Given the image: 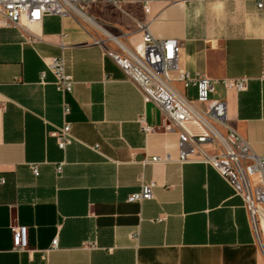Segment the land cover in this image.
<instances>
[{
	"label": "crops",
	"instance_id": "crops-1",
	"mask_svg": "<svg viewBox=\"0 0 264 264\" xmlns=\"http://www.w3.org/2000/svg\"><path fill=\"white\" fill-rule=\"evenodd\" d=\"M123 9L100 2L86 13L132 48L142 43L138 22L156 39H178L179 67L191 74L247 79L240 92L216 84L212 97L264 156V8L174 0L147 14L137 3ZM96 35L75 16L46 15L28 33L0 27V264H264L242 198L211 166L175 160L180 131L166 128ZM61 55L67 93L44 63ZM65 122L74 141L60 150L53 132ZM166 154L172 160L143 163ZM151 181L152 198L127 200ZM17 225L23 251L12 242Z\"/></svg>",
	"mask_w": 264,
	"mask_h": 264
},
{
	"label": "built area",
	"instance_id": "built-area-1",
	"mask_svg": "<svg viewBox=\"0 0 264 264\" xmlns=\"http://www.w3.org/2000/svg\"><path fill=\"white\" fill-rule=\"evenodd\" d=\"M155 1L174 0H0V27H14L28 33L29 29L24 21L39 22L46 15L80 17V13L86 14L87 6L100 2L110 3L124 13V3H137L147 14L150 5ZM253 1L257 8H264V0ZM87 23L86 25L89 24ZM138 25L144 32L142 43L137 48L130 47L103 25L104 31L98 30L100 34L94 36L93 41L104 47L113 62L136 85L144 102H151L160 110L167 123L166 128H176L180 131L175 160L178 163L199 162L211 166L242 198L258 245L264 252V156L256 155L247 140L229 126L226 101L212 97L216 84H221L225 92H240L247 88V79L216 80L205 74H191L179 67L181 41L173 38L156 39L144 23L138 22ZM33 40L31 37L30 41ZM44 63L53 74L57 89L63 93L70 92L73 79L65 71L63 56L48 57L44 59ZM44 75L45 71H42L41 80ZM261 79L264 81V77ZM177 83H180L183 89L193 88L194 95H187L179 89ZM68 111L69 107L64 103V114ZM142 130L149 132L152 127L142 126ZM53 136L60 150H64L74 141L69 122L58 127ZM170 160L171 156L166 154L145 158L143 163ZM31 168L37 173L35 165H31ZM60 168L59 164L57 169ZM3 182L4 178L1 177L0 183ZM155 186L153 181L142 183L140 189L130 194L127 200L150 199ZM12 230L14 248L18 251L25 250V227L17 225ZM56 246L55 238L51 247Z\"/></svg>",
	"mask_w": 264,
	"mask_h": 264
},
{
	"label": "bare ground",
	"instance_id": "bare-ground-1",
	"mask_svg": "<svg viewBox=\"0 0 264 264\" xmlns=\"http://www.w3.org/2000/svg\"><path fill=\"white\" fill-rule=\"evenodd\" d=\"M80 17H82V19H84L86 22L90 23V25H92L94 28H96L99 31H104V29L97 23L93 22L92 20H90L86 14L84 13H80ZM24 24L28 27V29L33 28L36 24L37 21H24Z\"/></svg>",
	"mask_w": 264,
	"mask_h": 264
},
{
	"label": "rangeland",
	"instance_id": "rangeland-1",
	"mask_svg": "<svg viewBox=\"0 0 264 264\" xmlns=\"http://www.w3.org/2000/svg\"><path fill=\"white\" fill-rule=\"evenodd\" d=\"M87 8H88V6L85 8V12H86V10H87ZM87 14V13H86ZM88 15V14H87ZM90 16V15H89ZM83 23L85 22V24L87 23L86 21H84L82 18H80V17H78ZM92 18V17H91ZM95 20V19H94ZM97 21V20H96ZM97 22H99V21H97ZM100 23V22H99ZM88 24V23H87ZM102 24V23H101ZM87 26H89L90 27V29L92 30V32L94 33V34H100V32L97 30V29H95L92 25H90V24H88ZM104 26V25H103ZM105 27V26H104ZM106 28V27H105Z\"/></svg>",
	"mask_w": 264,
	"mask_h": 264
}]
</instances>
